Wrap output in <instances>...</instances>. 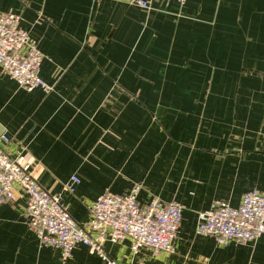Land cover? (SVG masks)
Instances as JSON below:
<instances>
[{"label":"crops","instance_id":"0c3cea01","mask_svg":"<svg viewBox=\"0 0 264 264\" xmlns=\"http://www.w3.org/2000/svg\"><path fill=\"white\" fill-rule=\"evenodd\" d=\"M0 12L19 14L45 57L49 94L0 68V137L40 185L81 225L107 192L183 207L174 254L106 243L112 259L264 264V236L221 246L196 233L215 201L238 208L264 190V0H153L149 12L112 0H0ZM26 206L24 195L0 205V264H107L84 245L68 261L42 246Z\"/></svg>","mask_w":264,"mask_h":264},{"label":"built area","instance_id":"2783aa9c","mask_svg":"<svg viewBox=\"0 0 264 264\" xmlns=\"http://www.w3.org/2000/svg\"><path fill=\"white\" fill-rule=\"evenodd\" d=\"M152 10L153 0H112ZM184 4L187 0H178ZM44 55L21 27V16L0 12V68L21 89L32 92L52 90L40 77ZM12 140L0 137V205L15 201L21 195L27 197V226L44 247H54L68 261L79 245L89 248L107 264H123L112 259L105 244L114 245L129 241L134 256L143 250L155 254L172 255L183 220V207L177 202H165L153 197L142 206L138 201V189L129 194L107 192L89 204L91 218L81 225L72 217L60 195L44 189L37 180L36 167L23 155L13 156L9 146ZM80 183L73 177L64 189L73 193ZM198 236H213L221 246L232 243L252 244L264 236V190L244 195L238 208L223 201H215L212 207L200 212L196 228ZM134 264V263H126Z\"/></svg>","mask_w":264,"mask_h":264}]
</instances>
